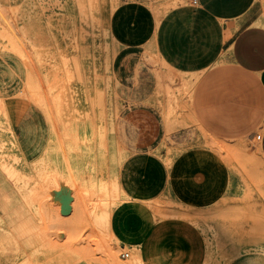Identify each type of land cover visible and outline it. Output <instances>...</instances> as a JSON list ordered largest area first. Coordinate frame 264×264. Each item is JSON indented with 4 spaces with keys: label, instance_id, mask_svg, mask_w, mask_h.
<instances>
[{
    "label": "crops",
    "instance_id": "0c3cea01",
    "mask_svg": "<svg viewBox=\"0 0 264 264\" xmlns=\"http://www.w3.org/2000/svg\"><path fill=\"white\" fill-rule=\"evenodd\" d=\"M182 1L128 0L115 13L111 75L139 93L131 111L117 118H109L102 100L93 114L90 94L83 89L77 99L74 89L67 115L53 122L46 103L37 107L18 98L20 64H3L0 91L13 95L0 113V201L6 206L0 264H102L81 254L79 245L61 242L54 227L46 237L49 228L32 192L52 179L111 190L110 209L97 212L109 222L95 226V234L130 250V258L121 253L122 264L257 263L254 254L231 261L219 252L231 250L219 246L228 243L217 241L215 221L231 219V159L220 157L207 137L230 146L231 140H249L264 161V2L175 6ZM161 4L172 6L159 15L153 7ZM156 52L175 71L201 74L193 88L192 124L171 132L151 98L140 96L150 89L144 59ZM156 202L181 207L152 209Z\"/></svg>",
    "mask_w": 264,
    "mask_h": 264
},
{
    "label": "rangeland",
    "instance_id": "374dc122",
    "mask_svg": "<svg viewBox=\"0 0 264 264\" xmlns=\"http://www.w3.org/2000/svg\"><path fill=\"white\" fill-rule=\"evenodd\" d=\"M127 4L128 0H0V75L5 62H18L22 68L18 98L37 107L46 103L47 117L53 122L67 115L66 100L73 96L74 89L77 99L83 89L86 95L90 94L93 114L100 108L101 100L108 105L109 118L130 112L133 97L137 98L139 93L132 91L131 84H118L111 75L112 57L118 47L112 43L113 17ZM171 6L161 4L153 8L161 15ZM144 62L149 66L144 77L150 89L140 91V96L151 98L165 130L171 132L192 124L193 88L201 74L175 71L158 52ZM11 95V91H0V113ZM258 134L255 132L254 136ZM207 143L219 151L220 157L231 159V219L215 220L220 231L217 241L228 243L219 246H230L231 250L219 252L230 255L231 261L254 254L258 258L256 264H264V161L249 140H231L230 146L207 137ZM167 161H172L170 156ZM48 185L32 192L37 196L34 204L49 228L46 237H52L54 227L61 242L79 245L77 250L81 254L88 252L94 261L124 263L121 253L130 250L117 249L110 238L95 234V226L105 227L109 222L107 214L100 217L97 212L110 209L111 190L102 188L104 192L100 193L88 186L58 184L54 179ZM5 207L0 201L1 214ZM151 207L174 210L181 206L156 202Z\"/></svg>",
    "mask_w": 264,
    "mask_h": 264
},
{
    "label": "built area",
    "instance_id": "2783aa9c",
    "mask_svg": "<svg viewBox=\"0 0 264 264\" xmlns=\"http://www.w3.org/2000/svg\"><path fill=\"white\" fill-rule=\"evenodd\" d=\"M189 3H190L191 6H197L199 4V0H189ZM256 139L260 140L261 139V134H258L256 136ZM122 256L123 257H129V252H123Z\"/></svg>",
    "mask_w": 264,
    "mask_h": 264
},
{
    "label": "bare ground",
    "instance_id": "6f19581e",
    "mask_svg": "<svg viewBox=\"0 0 264 264\" xmlns=\"http://www.w3.org/2000/svg\"><path fill=\"white\" fill-rule=\"evenodd\" d=\"M119 143V142H118ZM118 148V147H117ZM85 178V177H84ZM83 192H84V190H83Z\"/></svg>",
    "mask_w": 264,
    "mask_h": 264
}]
</instances>
